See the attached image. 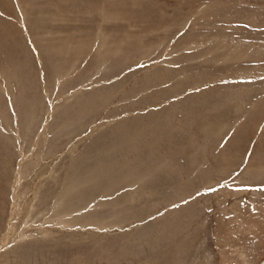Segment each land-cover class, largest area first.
I'll return each mask as SVG.
<instances>
[{"label":"rangeland","instance_id":"1","mask_svg":"<svg viewBox=\"0 0 264 264\" xmlns=\"http://www.w3.org/2000/svg\"><path fill=\"white\" fill-rule=\"evenodd\" d=\"M264 0H0V264H261Z\"/></svg>","mask_w":264,"mask_h":264},{"label":"water","instance_id":"2","mask_svg":"<svg viewBox=\"0 0 264 264\" xmlns=\"http://www.w3.org/2000/svg\"><path fill=\"white\" fill-rule=\"evenodd\" d=\"M264 264V263H263Z\"/></svg>","mask_w":264,"mask_h":264}]
</instances>
